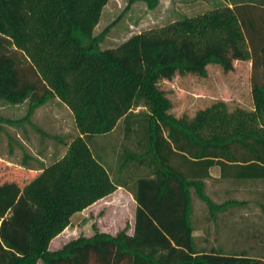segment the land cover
<instances>
[{"label":"trees","instance_id":"trees-1","mask_svg":"<svg viewBox=\"0 0 264 264\" xmlns=\"http://www.w3.org/2000/svg\"><path fill=\"white\" fill-rule=\"evenodd\" d=\"M107 1L0 0V103L26 102L20 117L2 120L29 123L37 106L55 98L74 126L55 135L64 150L49 162L20 145L19 165L36 173L21 184L0 181V264H264V224L239 229L257 241L225 251L198 246L190 219L191 190L210 214L229 202L204 192L212 163L231 161L239 177L264 183V129L221 132L222 118L208 107L185 121L168 111L169 99L152 82L165 71L205 75L207 64L226 71L248 60L252 111L264 127V0H218L101 47L109 24L98 33L93 27ZM116 127L119 171L140 170L126 184L135 201L132 232L127 223L114 233L92 224L91 235L49 249L73 212L120 184L91 147L94 134Z\"/></svg>","mask_w":264,"mask_h":264},{"label":"rangeland","instance_id":"rangeland-1","mask_svg":"<svg viewBox=\"0 0 264 264\" xmlns=\"http://www.w3.org/2000/svg\"><path fill=\"white\" fill-rule=\"evenodd\" d=\"M182 1L185 6H181L179 11L184 15H193L206 10L218 0H158L157 5L153 8H148L140 0L131 2L127 8H124L126 0H108L101 9L99 19L93 27V33H98L105 25L109 24V28L99 44L101 47L112 46L132 32L158 26L174 19L178 16V13H175V6L181 4ZM249 70L250 62L248 60H235L232 69L226 71L222 70L218 64L210 63L206 66L205 75L165 71L155 75L152 82L155 89L169 99L168 111L185 121L193 120L201 109L208 107L215 111L214 114H219L222 118L221 132L229 131L231 128L238 129L241 132L247 130L259 131L260 128H258L252 111L248 81ZM25 109V101L16 104L0 103V181L13 179L21 184L30 176V171H27L18 163L21 152L20 145L27 150L31 148L34 152L41 150V145L37 144L36 141H33L36 144H31V141H27V138L25 139L24 135L22 136V126L27 128V122L22 123V125H14L2 120L3 118H18L24 113ZM33 113L31 115L32 120L37 121V126L41 130L49 132V128L43 124V121L50 116L53 117L52 113H55V116L61 115V122L64 127L68 131L74 132L70 112L55 98L46 101L39 107L37 106ZM241 116H243L240 119L241 121H238L237 118ZM55 129L57 131L58 128L55 126ZM27 131L26 129L25 133L29 136ZM119 137L120 130L118 127L108 134L93 135L95 143L116 141ZM42 138L46 140L45 137ZM43 158L45 162L51 160L47 154H44ZM10 159L16 162H11ZM107 160L111 161L108 155ZM107 204L109 205L106 201L97 203L95 209L85 210L82 218H89L92 213L98 214L100 208H103L101 211L104 213ZM107 212L106 217L111 220L117 217L122 218L128 214L126 209L123 211L108 208ZM258 222H260V226H256V230H260V227L264 224V216ZM66 232V237H69L68 229Z\"/></svg>","mask_w":264,"mask_h":264},{"label":"crops","instance_id":"crops-1","mask_svg":"<svg viewBox=\"0 0 264 264\" xmlns=\"http://www.w3.org/2000/svg\"><path fill=\"white\" fill-rule=\"evenodd\" d=\"M183 3L184 2L182 1L181 4L175 6V13L183 14L179 11L181 6H185ZM60 104L65 106L62 103ZM65 108L69 111L66 106ZM52 114L53 117L50 116L47 120L43 121V124L49 128V132L45 130L46 133L41 134L40 131L33 126L34 124L35 126L37 125V121L34 119L32 120V117L30 122H27V128L24 127L22 130V136L24 135V138H27V141H31V144L35 143L33 141H36L37 144L41 145V150L34 152L29 148V151L43 160L44 154L49 155L52 159L51 155L55 150H57L58 153H62L64 150L62 143L60 144L55 135L62 136L63 134L72 133L64 127V124L61 122L62 118L60 114H58V116H55V113ZM33 115H35V113H33ZM55 126L58 128L57 131H55ZM258 128H260V131L264 129V127L260 125H258ZM26 129L28 130L27 133L29 136L25 133ZM42 137H45L46 140ZM119 144L120 137L118 140L116 139V141H103L101 143H95L94 140L92 141L91 147L96 153L100 154L102 162L107 167L110 175L116 177L120 181V184L110 193L94 200L81 210L73 212L69 217V223L49 240V249H56L66 240L74 238L79 234H82L83 236L91 235L93 231L92 224H94L99 231L114 233L127 223V233L132 232L135 201L129 189L130 187L126 184L130 185L132 177H134L135 174H138L140 170L129 165L126 170L119 171L117 158ZM107 155L111 158L110 162L107 160ZM10 160L11 162H16L13 159ZM185 165L186 164L182 162V168L184 167L186 170L187 166ZM202 166L203 165H201L200 168L198 167L199 171L203 169ZM131 167H133V172L131 171ZM23 168L30 171L31 174L28 178L36 173V169L34 168ZM206 171L207 175L202 177L204 181V192L216 203H222L226 200L229 202L225 205L219 206L217 209L215 208L214 214H210L206 204L193 190H191L190 219L192 224L191 234L193 235L194 241L198 246L206 249L220 248L225 251L235 250L239 242L248 243L255 241L254 235H249V237L243 238L240 236L239 232H243L246 228L255 231L256 226H260L258 220H261L263 217L264 183L259 182V179H257L256 176H253L255 179H252V177H239L238 168L228 160H224L222 165L218 162L212 163L207 166ZM230 200H241L242 202L238 203ZM103 201L109 203L105 209L106 212L108 208L123 211L126 209L128 214L122 218L117 217L116 219L111 220L106 217L108 212L106 213L104 211V213H102L103 211H101V209L103 210V208H100L98 214L92 213L91 217L82 218V214L85 210L89 208L95 209L97 203H103ZM67 229L69 237H66Z\"/></svg>","mask_w":264,"mask_h":264}]
</instances>
